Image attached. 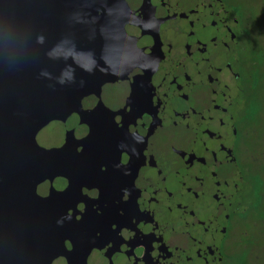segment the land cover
<instances>
[{
	"label": "flooded vegetation",
	"instance_id": "obj_1",
	"mask_svg": "<svg viewBox=\"0 0 264 264\" xmlns=\"http://www.w3.org/2000/svg\"><path fill=\"white\" fill-rule=\"evenodd\" d=\"M139 43L136 142L109 173L110 264L264 258V0H165Z\"/></svg>",
	"mask_w": 264,
	"mask_h": 264
},
{
	"label": "water",
	"instance_id": "obj_2",
	"mask_svg": "<svg viewBox=\"0 0 264 264\" xmlns=\"http://www.w3.org/2000/svg\"><path fill=\"white\" fill-rule=\"evenodd\" d=\"M164 1L0 0V264H110L109 173Z\"/></svg>",
	"mask_w": 264,
	"mask_h": 264
},
{
	"label": "rangeland",
	"instance_id": "obj_3",
	"mask_svg": "<svg viewBox=\"0 0 264 264\" xmlns=\"http://www.w3.org/2000/svg\"><path fill=\"white\" fill-rule=\"evenodd\" d=\"M264 97V94L262 95V98ZM256 264H264V258H259Z\"/></svg>",
	"mask_w": 264,
	"mask_h": 264
}]
</instances>
